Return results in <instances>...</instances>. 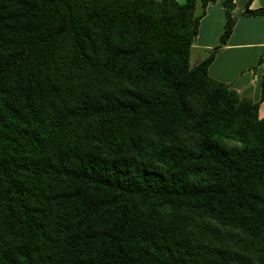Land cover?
<instances>
[{
  "label": "trees",
  "instance_id": "trees-1",
  "mask_svg": "<svg viewBox=\"0 0 264 264\" xmlns=\"http://www.w3.org/2000/svg\"><path fill=\"white\" fill-rule=\"evenodd\" d=\"M215 1L0 0V264H264V50L257 102L210 77L223 0L191 64Z\"/></svg>",
  "mask_w": 264,
  "mask_h": 264
},
{
  "label": "crops",
  "instance_id": "crops-1",
  "mask_svg": "<svg viewBox=\"0 0 264 264\" xmlns=\"http://www.w3.org/2000/svg\"><path fill=\"white\" fill-rule=\"evenodd\" d=\"M233 1L235 25L208 71L210 77L228 85L240 97L257 102L260 99L262 76V67L257 66V62L264 50V15H246L244 11L249 0ZM222 3L223 0H216L205 9L191 49V52H197L193 65L202 61L219 44L225 23ZM248 4L249 10L264 9V0H250ZM259 113L263 116V105H260Z\"/></svg>",
  "mask_w": 264,
  "mask_h": 264
},
{
  "label": "rangeland",
  "instance_id": "rangeland-1",
  "mask_svg": "<svg viewBox=\"0 0 264 264\" xmlns=\"http://www.w3.org/2000/svg\"><path fill=\"white\" fill-rule=\"evenodd\" d=\"M178 1H182V0H178ZM201 12H202L201 7H200L199 5H197V7H196V13H197V14H200ZM196 53H197V52H195V50H193V51L191 52V55H190V63H191V64L195 61Z\"/></svg>",
  "mask_w": 264,
  "mask_h": 264
}]
</instances>
